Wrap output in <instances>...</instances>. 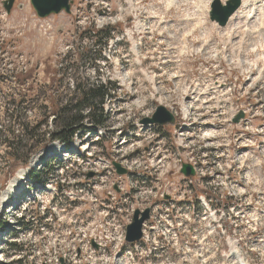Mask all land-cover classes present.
Returning <instances> with one entry per match:
<instances>
[{
	"label": "rangeland",
	"instance_id": "rangeland-1",
	"mask_svg": "<svg viewBox=\"0 0 264 264\" xmlns=\"http://www.w3.org/2000/svg\"><path fill=\"white\" fill-rule=\"evenodd\" d=\"M1 4L0 94L33 97L28 128L51 129L44 106L63 89L55 63L82 49L84 28L115 30L104 60L69 73L109 78L117 92L105 102L107 131L69 148L23 140L15 167L0 146V264H264L261 0H243L223 28L208 20L209 0H73L69 14L43 19L29 0L9 14ZM157 105L176 115L174 126L140 124ZM240 110L245 120L233 124ZM113 162L130 173L118 177ZM181 162L196 175L180 176ZM146 207L142 241L126 244L131 212Z\"/></svg>",
	"mask_w": 264,
	"mask_h": 264
},
{
	"label": "trees",
	"instance_id": "trees-1",
	"mask_svg": "<svg viewBox=\"0 0 264 264\" xmlns=\"http://www.w3.org/2000/svg\"><path fill=\"white\" fill-rule=\"evenodd\" d=\"M113 31L114 27L108 25L97 30H94L92 26L84 29L79 38V43L84 45L82 49L79 47L69 48L61 61L55 63L58 67L53 71L54 76L61 75L62 79L57 83L63 89L59 91L57 87L55 91H52L47 99V105L44 106L47 111L51 108L50 112L53 116L52 127L48 132L42 131L37 134L40 126L46 125L45 121L32 129L28 128L22 120L25 116L26 105L34 100L30 94L20 91L0 94V100L3 101L0 105V146L9 151L5 153L13 167L22 160L19 151L26 148L22 144L23 140H30L33 146L32 150L45 148L53 142L68 147L75 138H81L86 133H94L99 129L106 131L109 117L105 112V102L116 95L115 83L109 78L104 81L90 82L87 76L76 75L71 71L69 73V70L74 65L85 66L87 63L97 66L99 59L104 60L102 53L113 38ZM83 39L86 41L84 42ZM13 77H16L15 80L19 85L25 84L20 80V74H15ZM27 77H30V74ZM32 108L36 109L37 106L34 105ZM17 126L21 127L23 135L16 133ZM28 130L30 131L29 135H27ZM40 138L42 140H39ZM23 158L25 159L21 165L27 166L28 155ZM35 175L37 173H33L32 177ZM9 246L13 254L23 255L19 250L21 245L15 241ZM17 262H22V259H18ZM13 263L15 262L13 261Z\"/></svg>",
	"mask_w": 264,
	"mask_h": 264
},
{
	"label": "water",
	"instance_id": "water-1",
	"mask_svg": "<svg viewBox=\"0 0 264 264\" xmlns=\"http://www.w3.org/2000/svg\"><path fill=\"white\" fill-rule=\"evenodd\" d=\"M242 0H227L222 3L220 0H212L208 12V19L211 23H215L218 27L223 28L228 23L230 17L238 10ZM73 0H30V4L35 11L38 18H46L50 15L59 14L62 10L65 13H70V6ZM14 0H6L3 2L5 11L9 14L13 6ZM244 118V113L240 111L232 120L234 124L238 123ZM142 125H156V126H174L175 117L173 114L162 105H158L151 115L145 117L140 121ZM117 175L127 174L119 163H112ZM180 173L184 177H192L195 175V169L190 164H183ZM90 173L87 177H92ZM150 209L146 208L143 211L136 209L133 212L131 222L126 226L125 242L127 244H134L142 239V227L145 222L150 219Z\"/></svg>",
	"mask_w": 264,
	"mask_h": 264
},
{
	"label": "bare ground",
	"instance_id": "bare-ground-1",
	"mask_svg": "<svg viewBox=\"0 0 264 264\" xmlns=\"http://www.w3.org/2000/svg\"><path fill=\"white\" fill-rule=\"evenodd\" d=\"M261 5L264 6V0H261ZM241 7H242V4H241Z\"/></svg>",
	"mask_w": 264,
	"mask_h": 264
}]
</instances>
